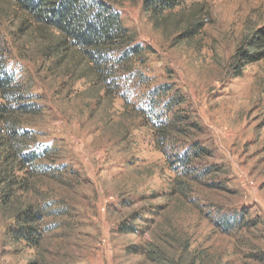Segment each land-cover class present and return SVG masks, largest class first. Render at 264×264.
I'll return each instance as SVG.
<instances>
[{"label": "rangeland", "instance_id": "1", "mask_svg": "<svg viewBox=\"0 0 264 264\" xmlns=\"http://www.w3.org/2000/svg\"><path fill=\"white\" fill-rule=\"evenodd\" d=\"M199 2L205 25L191 39L183 36L191 7L155 26L143 0L116 6L137 42L154 50L139 67L150 80L132 87L133 104L171 87L162 106L178 98L174 111L199 125L186 129L184 141L211 153L194 164H214L213 174L186 192L145 118L82 77L75 53L58 50L22 11L0 0L10 64L42 106L29 124L54 154L47 162L62 170L38 179V191L31 177L33 188L20 193L25 203H51V228L39 249L5 243L14 221L0 208V264H264V57L235 58L264 29V0ZM122 223L138 233L119 232Z\"/></svg>", "mask_w": 264, "mask_h": 264}, {"label": "trees", "instance_id": "2", "mask_svg": "<svg viewBox=\"0 0 264 264\" xmlns=\"http://www.w3.org/2000/svg\"><path fill=\"white\" fill-rule=\"evenodd\" d=\"M9 1L41 28L49 42L55 41L58 50L78 56L84 63L82 77L99 85L105 95L121 98L126 105L137 110L139 117L145 118L153 130L156 146L165 156L181 191L187 192L192 185L213 174L214 164L203 168L194 164L210 157L211 153L196 143L184 141L188 136L186 129H197L199 125L189 115L174 111L181 101L175 96L168 97L166 105L162 106V96L173 91L171 87L160 86L157 92L152 89L144 96L146 103L137 108L131 100L136 95L132 87L148 84L150 80L139 67L146 65L147 57L154 53L152 47L137 42L116 9L122 1L134 0ZM189 7L192 8V24L183 36L191 39L205 25L204 16L201 17L203 3L199 0H143L144 12L155 26H161L169 14ZM256 33L245 47L238 48L235 58L240 62L246 56L245 63L264 57V49L259 50L264 47V29ZM8 53L9 48L0 29V185H3L0 208L14 221L6 229L4 241L36 250L42 246L51 228L47 222L51 203H25L20 193L33 188L31 177H37L38 191V179L53 177L62 170L57 164L47 162L53 161L54 154L46 144L36 140V131L29 124V119L40 114L42 106L11 66ZM242 73L241 69L238 70V76ZM17 168L26 171L29 177L22 178ZM222 227L223 230L231 229L228 220H224ZM118 231L138 233L139 229L134 224L122 223Z\"/></svg>", "mask_w": 264, "mask_h": 264}]
</instances>
